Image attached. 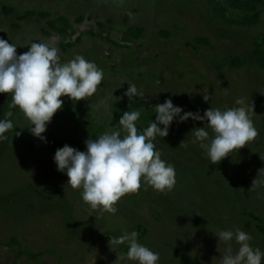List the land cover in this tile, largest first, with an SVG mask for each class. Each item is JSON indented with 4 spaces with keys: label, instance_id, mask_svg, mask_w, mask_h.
Here are the masks:
<instances>
[{
    "label": "rangeland",
    "instance_id": "rangeland-1",
    "mask_svg": "<svg viewBox=\"0 0 264 264\" xmlns=\"http://www.w3.org/2000/svg\"><path fill=\"white\" fill-rule=\"evenodd\" d=\"M4 8L13 13L5 16ZM28 11L36 18L50 16L40 18V24L36 18L20 20ZM241 17L231 12L227 19ZM60 18L69 22H57L59 28L67 27L64 35L47 25ZM131 27L143 30L140 39L116 36ZM263 36L264 13L256 26L239 27L218 20L205 0H0V39L15 44L18 54L33 41H52L61 63L83 56L104 74L93 97L78 102L62 97V110L45 136L78 149L73 141L120 129L123 114L136 110L142 132L155 121V106L168 99L184 112L203 115L211 107H237L236 99L245 98L259 132L244 148L211 164L193 142L192 131L204 123L173 122L169 135L155 144L162 159L175 167L174 189L161 193L144 186L138 194L124 196L113 215L92 210L82 189L67 185L68 177L54 163L57 150L30 133L11 95L0 94L5 96L0 98V120L12 112L14 123L6 133L11 142L0 146V264H116L110 239L133 231L139 243L159 253L160 264H221L228 245L219 244L214 233L237 228L264 252V70L249 59L254 42ZM65 44L73 48L62 50ZM241 57L247 59L242 68L226 65ZM128 84L142 89L145 99L125 97ZM112 94L123 99L106 111L104 102L110 103ZM255 179L260 183L253 184ZM119 247L126 254L127 248ZM232 247L238 249L234 241Z\"/></svg>",
    "mask_w": 264,
    "mask_h": 264
},
{
    "label": "clouds",
    "instance_id": "clouds-1",
    "mask_svg": "<svg viewBox=\"0 0 264 264\" xmlns=\"http://www.w3.org/2000/svg\"><path fill=\"white\" fill-rule=\"evenodd\" d=\"M27 47L28 51L18 54L15 44L0 39V94L11 95L13 107L30 124V133L47 143L44 134L53 117L62 110V97L77 102L93 97L104 74L83 56L61 63L60 50L52 41H33ZM207 91L204 90L205 102L211 99ZM124 96L130 101L145 99L143 90L135 84H128ZM122 99L112 94L111 102H104L106 111ZM235 103L237 107L224 110L211 107L201 115L184 112L168 99L155 106V121L142 132H138L141 112L127 111L119 120L120 129L110 130L95 140L89 138L85 141V151L64 145L55 152L54 163L57 171L68 177L67 185L82 189V199L92 210L114 215L124 196L138 194L144 186L161 193L174 189L175 167L162 159L155 144L158 137L169 135L173 122L185 123L191 119L204 123L192 131L193 142L199 144L211 164L220 163L254 141L259 132L250 116L253 106L245 98H238ZM12 115L8 112L9 119L0 120V142L8 139L6 133L14 129ZM208 129L214 136H210ZM257 183L260 182L255 179L253 184ZM214 235L219 244L228 245L221 264H264V252L253 248L249 233L237 228L217 231ZM233 241L238 245L236 250ZM109 244L117 252L116 264H160L159 253L139 243L135 231L111 238ZM119 246L127 248L126 254L120 252Z\"/></svg>",
    "mask_w": 264,
    "mask_h": 264
},
{
    "label": "trees",
    "instance_id": "trees-1",
    "mask_svg": "<svg viewBox=\"0 0 264 264\" xmlns=\"http://www.w3.org/2000/svg\"><path fill=\"white\" fill-rule=\"evenodd\" d=\"M207 4L210 6L211 11L216 16V18L220 21H223L228 24H237L239 27H253L256 26L259 22L260 16L262 13H264V0H226V4H221L218 0H205ZM231 12H236L242 15V17L239 19V21H228V15ZM13 13L12 9L10 8H4L3 14L5 16H9ZM49 14L40 13L38 15V18H36V14L33 11L25 12L19 19L20 20H28L32 18H36V23L40 24L41 19L49 18ZM82 19H79L80 22ZM57 22L64 23L66 26H69V22L64 19L60 18L57 21H48L47 25L49 30L53 31L54 33H57L58 35H64L67 33V27L65 26L64 29H61L57 26ZM99 27H102L101 24L98 25ZM42 32L45 35H49L47 31L42 30ZM143 30L141 28L137 27H131L128 29L127 33H122L116 35L120 38L127 40L128 37H132L133 39H140L142 35ZM79 42V39L76 40V43ZM198 43H205L202 40H197ZM62 50L72 49L73 44H65L61 46ZM249 59L257 64L261 69L264 70V36L261 38L260 41H256L253 44V49L251 51ZM247 59L244 57L236 58V59H230L226 65L232 69L237 68L240 69L243 66H245ZM0 98H5L4 95H0ZM47 143L52 146L53 149H60L64 145H69L65 141L57 140L52 134H48L45 136ZM95 138H93L94 140ZM39 142H42L40 139H38ZM11 142V138L8 137V139L4 140L3 142H0V146L7 145ZM22 146H29V144H26L25 142L21 143ZM73 146H77L80 151H85L86 146L85 142L79 143L77 141L72 142ZM31 147V146H30ZM261 231L264 233V229L262 228Z\"/></svg>",
    "mask_w": 264,
    "mask_h": 264
},
{
    "label": "crops",
    "instance_id": "crops-1",
    "mask_svg": "<svg viewBox=\"0 0 264 264\" xmlns=\"http://www.w3.org/2000/svg\"><path fill=\"white\" fill-rule=\"evenodd\" d=\"M44 34V33H43ZM45 35V34H44ZM45 36H47V35H45Z\"/></svg>",
    "mask_w": 264,
    "mask_h": 264
}]
</instances>
